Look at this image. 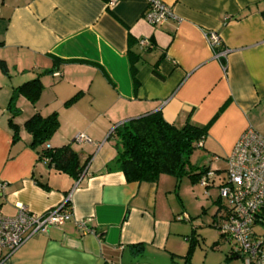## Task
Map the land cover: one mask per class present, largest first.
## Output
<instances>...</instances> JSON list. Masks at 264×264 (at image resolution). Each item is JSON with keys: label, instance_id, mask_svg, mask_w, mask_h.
Listing matches in <instances>:
<instances>
[{"label": "crops", "instance_id": "0c3cea01", "mask_svg": "<svg viewBox=\"0 0 264 264\" xmlns=\"http://www.w3.org/2000/svg\"><path fill=\"white\" fill-rule=\"evenodd\" d=\"M160 1L172 14L152 26L144 20L147 0H2L0 213L14 217L24 205L41 214L68 201L72 218L34 234L0 264H130L139 257L192 263L196 231L174 177L126 181L110 133L154 112L176 127L186 121L206 127L202 148L224 167L204 168L223 173L247 128L264 137V0ZM210 33L220 41L215 51ZM142 38L149 47H140ZM36 77L38 99L18 94L10 108L14 89ZM35 113L57 114L58 128L43 144L32 143L24 126ZM78 134L90 142H77ZM66 144L83 165L76 176L42 156ZM214 216L219 222L222 211ZM80 220L88 231L78 230ZM224 247L227 264L242 261L219 232L212 249Z\"/></svg>", "mask_w": 264, "mask_h": 264}, {"label": "built area", "instance_id": "2783aa9c", "mask_svg": "<svg viewBox=\"0 0 264 264\" xmlns=\"http://www.w3.org/2000/svg\"><path fill=\"white\" fill-rule=\"evenodd\" d=\"M119 0H108L111 5ZM0 0V9H1ZM172 14L171 8L160 0H147L144 20L152 26L162 24ZM208 39L215 51L220 41L215 33ZM141 48L150 46L148 39H140ZM219 57L225 51L217 52ZM58 76V73H55ZM77 142L90 139L84 134L75 137ZM202 142H198L201 146ZM49 147V146H47ZM216 160V157H212ZM224 177L218 185L219 198L227 204V213L216 227L233 244V252L244 264H264V234H255L253 227L264 221V137L252 127L247 128L236 141L230 155L225 160ZM216 177L214 170L207 169L199 178V183L207 187ZM4 183L0 181V193ZM72 218L70 206L65 202L41 214L19 205L14 217L0 213V263L9 258L18 248L36 233H46L49 227L58 226ZM187 218V215H184ZM80 231H88L84 220L76 223Z\"/></svg>", "mask_w": 264, "mask_h": 264}, {"label": "trees", "instance_id": "16d2710c", "mask_svg": "<svg viewBox=\"0 0 264 264\" xmlns=\"http://www.w3.org/2000/svg\"><path fill=\"white\" fill-rule=\"evenodd\" d=\"M0 70L3 73L7 71L3 60H0ZM154 73L160 76L157 71ZM41 89L42 84L38 77L16 87L10 100V108L18 94L34 103ZM24 126L32 135V143L43 144L58 128L57 114L43 117L35 113L24 122ZM110 136L115 139L114 162L128 182H156L162 174L170 175L177 181L187 174L192 181H199L200 176L207 170L200 168L197 171L198 168L190 162L193 151L203 147L206 127L194 125L189 121L181 127H176L164 120L159 112H154L115 126ZM200 141L202 144L198 146ZM42 156L54 168L74 176L83 168L71 144L54 149L45 148ZM65 206H69L68 201ZM193 247L191 243L186 257H190Z\"/></svg>", "mask_w": 264, "mask_h": 264}, {"label": "rangeland", "instance_id": "374dc122", "mask_svg": "<svg viewBox=\"0 0 264 264\" xmlns=\"http://www.w3.org/2000/svg\"><path fill=\"white\" fill-rule=\"evenodd\" d=\"M210 155V152L205 148H196L190 156V162L198 168L197 171L200 168L211 165L222 169L224 167L223 161L220 160L215 163L211 161ZM195 169H193V171ZM223 177L224 173L222 172L216 175L213 186L209 187H203L198 181H192L187 174L182 175L178 181L174 178L176 188L178 189V191H176L178 193V201L181 204V208L190 216L191 221L194 222L193 227L196 231V233H193V236L197 239V243L194 241L196 248L192 256L191 264H227L224 258L226 247L223 249L221 248V251L212 249V244L217 241L219 236V232L215 228L216 220L214 212L219 208V211H222V216L226 215L225 207L227 204L224 200L219 198L218 190V185ZM187 225L188 229H190V224ZM253 229L258 233L264 231V228L260 226H254ZM187 234L192 237L190 230H188ZM228 263L243 264L242 261L232 259H229ZM130 264L160 263L159 261L149 260L146 257H139L137 259H132Z\"/></svg>", "mask_w": 264, "mask_h": 264}]
</instances>
